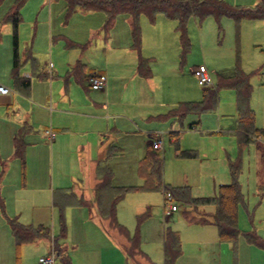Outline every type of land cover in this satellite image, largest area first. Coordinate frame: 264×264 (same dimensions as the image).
I'll use <instances>...</instances> for the list:
<instances>
[{
  "label": "rangeland",
  "instance_id": "374dc122",
  "mask_svg": "<svg viewBox=\"0 0 264 264\" xmlns=\"http://www.w3.org/2000/svg\"><path fill=\"white\" fill-rule=\"evenodd\" d=\"M224 1L243 8L254 6L257 2ZM14 2L15 0H3L0 3L1 56L4 50L11 48L12 35L7 34L9 29L11 32V24L5 21V17ZM20 15V71L23 73L26 69L30 73L31 86L35 84V92L42 94L50 87V80L46 76L42 77L50 62L53 70L54 66H65L67 62L74 61L73 58L79 52L77 48L84 47L83 62L87 69L98 68L103 61H109L102 54L110 41L109 36L118 30L120 24L124 26L123 16H129L124 13L116 15L115 29L109 27L106 32L103 29L106 16L103 11H85L75 7L69 13L64 0H26L20 9ZM141 16L146 18L150 26L157 23L156 28H144L139 20L143 39L141 49L145 54L146 45L151 80H154L149 89H146L147 94L154 98L155 108L162 100L172 104L166 106L168 109L165 108L162 117L148 114L137 118L135 124L127 126L126 123L123 124V120L118 119L116 124L121 130L106 134L105 148L112 144L118 149L103 163L104 171L111 172L110 186L103 190L104 200L107 204L115 200L117 222L131 236L138 233L141 249L149 245L154 247L163 227L177 231L181 245L184 241L185 246H190L187 242L194 241L200 233V229L193 228L201 227L197 225L200 223L189 222L187 216H207L208 214L198 210L204 209L205 213H211L214 207H194L189 198L217 195L219 185L231 182L230 165H238L237 180L243 196L237 205V227L240 234L235 244V264H239L241 240L247 244L248 233L264 237V193L262 194L263 188H260L264 186V178L257 172L260 156L256 150L258 144L264 146V135L260 139L255 137L248 144H238L235 134L236 91L229 87H218V83L221 77L234 76L236 69L246 74L252 89L249 105L254 112L255 127L264 129V26H244L243 20L236 24L226 15L218 20L209 15L201 21L190 17L186 24L189 47L183 51L177 21L167 19L162 13L155 15L154 22L145 14ZM29 53L35 59L36 67L31 65V60L27 57ZM108 57L112 58L109 53ZM201 64L211 73V86L218 89L216 105L208 110L189 112L180 119L166 117V112L177 106L179 101L198 102L202 99L204 86L198 83L192 72L194 67ZM0 83L9 85L7 87L16 93V97L26 107L22 100L29 96L27 91H19L7 81ZM69 87L71 95L79 104L82 103L85 95L82 85L73 80ZM51 89L54 94V83ZM93 92L90 91L88 95L91 96ZM78 95L81 100L76 97ZM50 105L52 107L53 103ZM140 108L143 111L144 108ZM115 110V113L124 112L123 107H115ZM7 120L6 114L0 112V199L3 202V210L0 208V264H39V257L46 253L43 251L44 244L47 243L45 239L23 243L17 252L8 218H17L19 222L34 227L47 226L54 230L55 235L60 234V213L58 206L53 205L50 185L62 193L67 192L64 196L60 194L61 199L66 202L62 217L67 231L60 249L63 250V241H66L69 251L77 245L74 257L80 258L89 250V234L87 229L85 232L83 223L88 217V210L78 203V194L73 196L70 193L72 189L66 187H74V184L81 182L84 200L92 197L95 172L93 167H89L86 149L76 146L78 142L90 139L89 135L83 137L67 133L66 137L69 139L54 151L51 136L45 135V128L40 125L28 140L29 147L26 144L21 159L14 153L11 135L6 139L2 132ZM93 125L94 123L91 126ZM91 131H95V128ZM150 133L162 134L163 146L155 151L163 161L162 185L151 189L122 191L123 188L141 186L145 182L140 170L150 142ZM95 148L90 149L92 154H95ZM150 148L153 150L151 146ZM100 171L103 170L98 171L101 176L106 174ZM164 185L170 189L183 188L187 191L188 200L176 195L173 197L171 204H175L178 209L170 216L165 214V204L168 201L165 199ZM142 213H145V219L140 222L138 215ZM49 239L54 247L55 238L51 236ZM60 256L63 259V255ZM55 264H62L61 260L57 259Z\"/></svg>",
  "mask_w": 264,
  "mask_h": 264
},
{
  "label": "crops",
  "instance_id": "0c3cea01",
  "mask_svg": "<svg viewBox=\"0 0 264 264\" xmlns=\"http://www.w3.org/2000/svg\"><path fill=\"white\" fill-rule=\"evenodd\" d=\"M253 2H256L255 4H257L259 0ZM123 17L124 26L120 24L118 30L112 34L114 37L112 35L109 36L110 41L107 42L106 50L102 53L104 54V58L109 59V61H103L99 64L98 68L93 67L87 69V65L83 62L84 47L77 49L74 48L79 51L76 57L73 58L74 61L67 62L65 66H54V70L53 64L50 62L48 69L45 70L42 76H46L47 80H50V87L43 94L35 92V84H32L31 86L30 83L28 89H20L14 83L11 76V70L13 67V39L11 41V48L9 47L8 50H4L2 56L0 55V69H2V72H0V81L12 83V86L17 90H25L29 94V96L23 97L25 100H22L26 104V107H24L20 102L21 100L16 97L15 92L10 91L8 94L0 96V112H4L8 119L2 132L6 139H9L11 135L13 146L15 138L20 136L19 138L24 142L25 151V148L30 144L28 143V140L33 137L34 131H36L35 129L40 125L45 128V135L49 136L47 134L49 129L54 133V137L51 138V140L49 139L53 142L52 149L54 151L55 148L60 147L62 142L69 139L66 137V135H68L67 133L80 134L83 137L89 135L90 138L78 142L76 146L82 150L86 149L90 163L89 167H93L95 172L92 197L90 200H84L85 193L81 182L79 184H74V187H66L71 188V192L75 195L78 194L77 196L84 200L81 205H84L85 208L87 207L88 217L83 220V223H85V232L87 229V234H89V250L85 251L80 258L74 257V252H77V245H74L69 251L66 241H63V246H61L64 250L62 253L63 259H61V256L59 258L62 264H167L164 256V231L166 227H163L159 239L154 242V247L149 245L148 247L141 249L140 238L138 233H136L134 236H137L139 239V252L129 253L128 237L123 235L118 229H112L107 226L105 220L99 215L98 204L95 200V187L101 179V175L97 171V168L99 163L105 162L107 158L106 150L109 146H112V144H109L108 147L105 148V143L107 141L105 136L112 131L119 132L121 130V127L117 125L118 123L116 124V120H123V124L126 123L127 126L132 123L135 124L137 118L141 116L144 117L148 114L162 117L164 116L163 112L165 111V108L168 109L166 106L172 104L162 100L159 101L157 108L154 107V98L149 97L146 90L149 89V86L154 82V80H151L152 73L149 62L147 70L145 69L147 75L139 73L140 60L142 58L147 61L150 60V58H147L146 45L144 47L145 54H143L142 49L138 52L132 47V19L131 16ZM139 20L142 22L144 28L157 27V23L150 26V23L146 22L144 16H140ZM242 20L244 26H264V20ZM115 25L116 21L114 20L111 28L115 29ZM10 33L12 35V27L11 32L10 29L7 31V34ZM108 53L112 58L108 57ZM29 56L32 55L29 53L27 57ZM20 62H22L21 59ZM195 68H197V66L192 70L194 71ZM92 71H97L106 76V85L102 90H92L90 88L87 76ZM19 72L22 77L29 78L31 82V75L26 69H24L23 73L19 69ZM73 80L79 82L85 91L84 101L80 104L76 98L71 95L69 90V86L73 83ZM53 83L54 94L51 89ZM7 86L9 85L6 84V87ZM90 91H94L91 96L88 95ZM76 97L78 100H81L80 95ZM51 102L53 103L52 107L50 105ZM180 102L181 101L178 103ZM115 107H123L124 112L115 113ZM140 107L144 108L143 111ZM159 107L164 109H159ZM92 123H94L93 126H91ZM110 126L111 130L109 131ZM92 128H95V131H91ZM26 140L27 142H25ZM91 148H95L96 155L91 153ZM113 149L117 150L118 148L114 146ZM256 150L257 154L259 153L260 156V165L257 172L261 177L264 170V146L261 147L258 144ZM21 159H23V156ZM259 180L258 177V181ZM55 190L56 189L53 188V185L49 186V191L52 193V202ZM198 212H203L208 215L212 213H205L204 209H200ZM197 225H200L199 227L201 228L193 229H200L199 236H197L194 241L187 242L190 246H185L184 241L182 242L181 252L172 264H235L236 254L234 244L231 242L220 241L217 227L214 224L200 223ZM49 229L51 236L54 238L58 236L54 234L53 229L50 227ZM66 235L67 231L65 232L64 240ZM128 235L131 236L129 232ZM43 239L47 241V243L45 242L46 244H44L45 250H43L46 252V255L51 250L52 244L50 239L42 237L34 242H40ZM262 239H264V237H262ZM61 241L62 239L59 240V244ZM240 251L241 254L242 252L243 254L239 255V264H264V248L255 243L248 242L246 244L244 240H241Z\"/></svg>",
  "mask_w": 264,
  "mask_h": 264
},
{
  "label": "trees",
  "instance_id": "16d2710c",
  "mask_svg": "<svg viewBox=\"0 0 264 264\" xmlns=\"http://www.w3.org/2000/svg\"><path fill=\"white\" fill-rule=\"evenodd\" d=\"M3 0H0V3ZM67 4L69 13L75 7H79L85 11H103L106 15L104 22V29L112 27L116 15L124 13L131 16V35L132 47L140 52L141 49V27L139 17L145 14L151 22L156 19V14L162 13L167 18L178 22L177 30L179 32L181 48L186 51L189 47V38L186 32V24L190 17H196L199 21L203 20L206 16L212 15L215 19L222 16L231 17L236 24L242 19H257L264 20V0H259L257 4L251 7L243 8L236 7L226 3L224 0H64ZM26 0H15L13 6L6 14L5 21L9 22L12 27L13 39V67L11 76L14 83L20 89H28L30 87V79L22 77L19 73L21 66L19 52H18V27L21 21L20 9ZM31 60L33 67H36L35 59L32 56L28 57ZM27 60V58L25 59ZM148 61L144 58L140 60L139 73L147 75ZM218 87H229L236 91V106H237V129L236 137L240 145L248 144L259 135H264V129L255 127L254 112L250 108L249 100L251 96V85L248 76L239 69L232 77H221ZM218 100V89L212 86H204L202 88V99L198 102L185 101L180 102L169 110L165 115L166 117L182 118L189 112H200L213 108ZM16 137L14 140V153L17 157L22 158L24 152V142L22 139ZM109 146L106 150V157H109L115 149ZM157 150H151L150 142L147 147L146 155L141 162V173L144 176L145 182L141 186H131L123 188L122 191L127 190H143L156 188L162 185V159L155 153ZM100 167V168H99ZM105 165L99 163L97 171L102 169L106 174L101 176L99 183L95 187L96 203L98 204V212L100 217L105 220L107 226L112 229H118L123 235L127 236L129 242L128 252L135 253L139 250V239L137 236H129L127 230L117 222L115 213V200L107 202L104 200V192L106 186H110V174L108 170L104 171ZM238 165H230L231 182L228 184L219 185L218 194L211 197L202 198H189L191 204L196 207L197 205H213L214 211L207 216H187L189 222L193 223H212L217 227L218 236L220 241L231 242L235 244L239 237V229L237 227V205L242 201L243 196L241 193L240 185L238 183ZM101 175V173H100ZM264 178V170L261 174ZM263 188L264 186L260 187ZM164 191L170 192L174 197L175 195L180 198H187V191L183 188L170 189L164 185ZM169 190V191H168ZM61 190H55L53 194V203L58 206L60 213V234L53 239L54 249L57 250L59 255L63 253L60 249L59 240L63 239L66 232V226L62 217V211L66 204L61 199ZM67 192L62 193L64 196ZM72 193V192H70ZM74 196V193H72ZM84 200L78 198V203L82 204ZM0 208L3 210V202L0 199ZM140 222L145 219V213L139 214ZM8 223L15 239L16 249L23 243L34 242L35 240L45 237L50 238V229L47 226L40 225L34 227L26 225L17 220V218H8ZM247 239L250 243L264 248V239L256 236L255 234L248 233ZM139 252V251H138ZM181 252L180 236L177 231L166 228L164 231V256L167 264H172L175 258Z\"/></svg>",
  "mask_w": 264,
  "mask_h": 264
},
{
  "label": "built area",
  "instance_id": "2783aa9c",
  "mask_svg": "<svg viewBox=\"0 0 264 264\" xmlns=\"http://www.w3.org/2000/svg\"><path fill=\"white\" fill-rule=\"evenodd\" d=\"M193 73L197 77L198 83L200 85L202 86L212 85L213 83L212 76L210 75L206 66L202 64L198 65L197 68H195V70L193 71ZM87 81L92 90H102L106 85V76L97 71H92L88 74ZM10 91L11 90L8 87L0 84V96L8 94ZM47 134L51 136V138L54 137V133L51 130H48ZM148 136L150 138V146L152 147V149L160 150L163 146L162 134L150 133ZM258 137L260 139L262 135H259ZM165 199L168 201L165 204L166 205L165 214L167 216H170L178 209V207L175 204H171L173 200V196L171 195L170 192L167 191L165 192ZM59 258L60 255L58 254V252L54 249L53 246H51L50 252L46 255L39 257L38 262L39 264H55L56 260Z\"/></svg>",
  "mask_w": 264,
  "mask_h": 264
}]
</instances>
